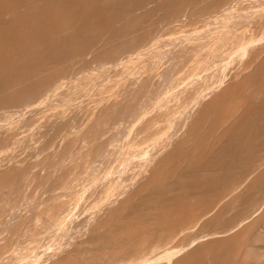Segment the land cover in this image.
I'll use <instances>...</instances> for the list:
<instances>
[{"label":"bare ground","instance_id":"obj_1","mask_svg":"<svg viewBox=\"0 0 264 264\" xmlns=\"http://www.w3.org/2000/svg\"><path fill=\"white\" fill-rule=\"evenodd\" d=\"M0 264H264V0H0Z\"/></svg>","mask_w":264,"mask_h":264},{"label":"rangeland","instance_id":"obj_2","mask_svg":"<svg viewBox=\"0 0 264 264\" xmlns=\"http://www.w3.org/2000/svg\"><path fill=\"white\" fill-rule=\"evenodd\" d=\"M185 29H186V28H183L182 31H181L180 33L183 34V32H185L188 28H187L186 30H185ZM184 30H185V31H184ZM252 33H254V32H252ZM252 33H251V34H252ZM253 35L256 36V33H255V34H252V36H253ZM233 63H234V62H232V64H233ZM236 63H237V62H236V60H235V63H234V64H236ZM232 64H231V65H232ZM231 65H229V66L232 67Z\"/></svg>","mask_w":264,"mask_h":264}]
</instances>
